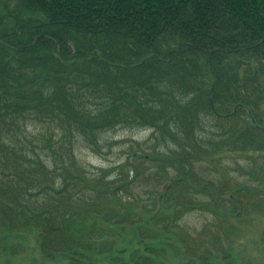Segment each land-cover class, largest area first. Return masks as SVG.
<instances>
[{
    "label": "trees",
    "instance_id": "trees-1",
    "mask_svg": "<svg viewBox=\"0 0 264 264\" xmlns=\"http://www.w3.org/2000/svg\"><path fill=\"white\" fill-rule=\"evenodd\" d=\"M130 72L141 74L131 84ZM176 94L193 96L180 104ZM143 124L190 132L165 161L184 171L152 167L146 180L124 162L126 173L86 177L80 144L101 154L104 133ZM228 152L243 156L222 166ZM200 162L228 180L199 175ZM237 171L241 184L227 176ZM193 210L214 216L190 238L177 226ZM255 211L264 213V0H0L1 240L32 233L48 255L87 264L78 255L88 245L107 256L126 227L137 244L112 264H171L186 252L187 264H205L195 256L203 237L235 261L228 226ZM213 246L209 262L220 264Z\"/></svg>",
    "mask_w": 264,
    "mask_h": 264
},
{
    "label": "rangeland",
    "instance_id": "rangeland-1",
    "mask_svg": "<svg viewBox=\"0 0 264 264\" xmlns=\"http://www.w3.org/2000/svg\"><path fill=\"white\" fill-rule=\"evenodd\" d=\"M129 76L126 77L127 74H124V76L127 78L125 81L129 82L130 84L136 81L140 77V73H135L134 75L128 73ZM172 94H174L172 92ZM192 96L188 98H182L184 96L176 94L174 98H176L180 104L187 103L188 100L192 99ZM157 124H162L160 119L156 120ZM188 121V120H187ZM185 121L184 123H186ZM211 123V122H210ZM200 128H198L193 135L190 138H193V140L198 143L203 139L204 132L203 129H205V120L203 116H199L198 122L196 123ZM178 125V124H177ZM176 125V126H177ZM173 125H167L165 128L171 127V130H166L168 132V137H174L175 142H171L169 138L161 132V130L158 129V132H154V130L151 127H148V125H140L136 127H130V128H123V129H117L115 131H109L104 133L103 135V141H102V153L99 154V152L93 151L91 148L85 146L84 144H80L76 148V155L77 158L80 159L83 163L86 164L85 168V175L87 178H92L90 170H96L101 168L103 171L111 172L113 175H115L116 172L119 174L126 173V171H122L118 166L119 164H122L124 162L128 163V166H133L135 170L139 168L141 170V174L144 176L142 179H149L150 176L147 175V171H149L152 167H157L162 170V167H167L168 169L165 170L166 173L169 171L172 175L180 174V171H184L185 167L179 165L175 167H170L169 165L165 164V161L168 160V157L175 156L174 154L177 153L180 155L183 153L181 150L182 144L187 143V141L190 139L188 138L190 132L188 130L184 131V133L179 132L180 127H176ZM187 126V123L186 125ZM36 127V126H35ZM38 127L37 129H39ZM175 130V132L173 131ZM212 132L216 133L213 129H210ZM186 132V135H185ZM203 132V133H202ZM201 138V139H200ZM172 154V155H171ZM241 154H236L233 152H228L224 156V163L221 165H228L231 167V162L233 159H241ZM242 164L243 161H240ZM161 163V164H159ZM156 165V166H155ZM221 166V167H222ZM194 171L201 174L204 177H211V178H218L219 177L228 180V177L224 178L225 170L222 168H219L218 170L215 169L214 166H207V163L200 162L198 164H194ZM236 165H233V168H235ZM90 169V170H89ZM121 170V171H120ZM128 170V167H127ZM129 177L131 178L133 176V170H128ZM170 174V175H171ZM182 174V173H181ZM164 176V174H162ZM209 176V177H208ZM227 176L232 177L233 181L235 183H243L245 181V178L242 176L239 177L238 171L233 172L230 174L227 173ZM135 178V177H134ZM207 178H198L203 180H210ZM107 181L111 182V184L114 183L112 180L113 177L109 176L106 177ZM139 179V176H138ZM138 179H134L136 182V185L138 182H140ZM143 182V180H142ZM147 182V181H144ZM148 184V183H147ZM136 190V189H135ZM197 199L201 200V197L197 196ZM203 199V197H202ZM224 204V203H223ZM115 211V210H114ZM117 211V210H116ZM115 211V212H116ZM252 215V216H251ZM212 216H214L211 213H208L206 211L202 210H193L186 213L184 218L181 220V222L177 226L178 233L184 232L186 234V231L189 230L190 235L188 237L193 238V232L200 231L202 227H206V223L210 222L212 219ZM250 218L247 220H236L234 219L232 222L233 224H230L228 227H231L230 230L233 232L232 238H228L229 241L232 243V250L233 254L236 255L237 259L234 261L231 258V255H224V253L220 250H217L215 246H213V243L209 240L207 237L202 238V243L205 249L198 250V252L195 254L197 259H204L203 261L205 264H208L210 260L209 255V249L213 246L215 250H217V261H219L220 264L223 262V260L228 259L227 264H264V213L263 212H252L249 214ZM184 224H188L189 226H184ZM183 225V226H182ZM208 227V226H207ZM210 227V226H209ZM184 228H188L187 230ZM211 228V227H210ZM209 228V231H211ZM213 229V228H212ZM229 230V229H228ZM118 235H116L117 244L115 246L114 251L106 255H99V257L95 256L96 248H94L92 245L87 246V250L89 251V254L83 255L80 254L78 256L81 259H84V262L86 261L87 264H112L115 262L116 255L118 254L119 248L121 246L128 244L130 246V250H132V247L137 244L136 238L137 235L135 234V228H126L124 227L122 230H117ZM182 234V233H181ZM185 236V235H184ZM0 237V261L3 262V264H72V256L64 255L61 251H52L54 253H51V255H48L46 251L41 247L40 240L36 236H34L32 233H26V235H23L22 237L15 234L9 235L8 239L1 240ZM14 239H20L21 241L16 242L18 245L16 247L15 242L12 240ZM176 242V239L174 240ZM209 241L210 245H204L205 242ZM21 242V243H20ZM191 243V242H190ZM224 243V242H223ZM57 244V241L51 242V247H55ZM192 244V243H191ZM206 244V243H205ZM225 244V243H224ZM210 246V247H209ZM203 248V247H201ZM109 250L112 249H102V253H108ZM190 250V249H189ZM95 251V252H94ZM207 251V252H204ZM98 252V250H97ZM174 253V252H173ZM191 258V255L189 252H186L183 257H181L179 254L177 256H173V258H169V262L171 264H187L186 262ZM9 260V262H8ZM166 260V259H164ZM197 261H193V264H195ZM192 260L190 261L191 264ZM199 264V263H198ZM225 264V262H223Z\"/></svg>",
    "mask_w": 264,
    "mask_h": 264
}]
</instances>
